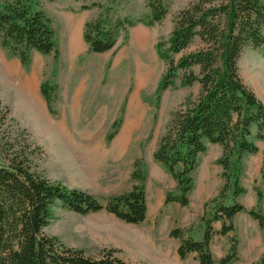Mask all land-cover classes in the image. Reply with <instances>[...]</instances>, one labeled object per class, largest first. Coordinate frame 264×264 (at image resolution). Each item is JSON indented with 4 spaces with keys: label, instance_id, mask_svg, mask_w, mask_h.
<instances>
[{
    "label": "rangeland",
    "instance_id": "rangeland-1",
    "mask_svg": "<svg viewBox=\"0 0 264 264\" xmlns=\"http://www.w3.org/2000/svg\"><path fill=\"white\" fill-rule=\"evenodd\" d=\"M40 1L41 8L52 20L58 54L35 53L30 64L24 66L18 57L0 46V63L13 64L21 78L35 73V93L40 99L44 83L54 87L52 112L44 99H39L42 109L39 106L38 111L55 132L30 112L23 92L14 86L12 79L4 76L0 67V100L14 121L2 124L0 134L9 128L16 136L29 138L39 146L35 160L37 169L52 182L89 193L102 205H106L111 196L126 193L138 185L146 193L149 208L147 221L133 225L106 211L81 215L57 204L52 209L53 218L45 233L94 258L100 257L104 250L115 249V256L127 264H198L196 254L182 260L177 253V259L173 261L158 256L157 244L165 246V253L171 250L174 258L179 241L170 238L173 229L187 230V235L193 233L196 237L207 204L202 208L200 199L210 195L212 198L207 202L211 201L224 185V180L219 182L222 172L215 170L222 149L208 144L207 152L199 157L197 173L193 174L196 189L190 213L178 204H166V196L177 193V184L153 158L175 109L188 96L196 97L201 88L198 83L184 86L181 74L172 86L165 90L160 88L167 64L160 55L158 43L168 39L174 18L192 0H172L161 24L138 23L128 28L126 34L121 33L116 48L102 54L91 52L83 40L85 23L95 19L101 9L83 10L82 7L99 4L103 10L110 11L112 18L138 20L148 13L145 0ZM197 47L198 43H195L190 50ZM181 57L182 54L175 56L176 60ZM195 70L198 72L197 68ZM239 73L244 84L264 103L263 47H249L244 51L239 60ZM115 121L117 125L113 129ZM112 133L114 136L109 140ZM251 156L255 155L246 154L244 168L242 162L238 164L241 168L238 179L243 187L253 191L259 187L263 194L264 183L260 186L253 183L259 178V160ZM215 157L217 159L212 160ZM210 160L214 180L207 190L203 174ZM137 165L143 175L142 181L132 179ZM2 166H6V160L0 154ZM251 194L252 191L248 192L244 203L241 202L246 208L252 204ZM210 208L211 205L208 210ZM253 208L256 207L247 209ZM221 227L222 224L216 226L213 223L216 234L210 250L214 264H220V260L231 252L233 241L237 244L238 257L233 264H256L264 253V229H260L258 222L249 215L241 216L234 221L235 230L227 236L218 234Z\"/></svg>",
    "mask_w": 264,
    "mask_h": 264
},
{
    "label": "trees",
    "instance_id": "trees-1",
    "mask_svg": "<svg viewBox=\"0 0 264 264\" xmlns=\"http://www.w3.org/2000/svg\"><path fill=\"white\" fill-rule=\"evenodd\" d=\"M145 2L148 13L138 20L112 18L110 11L103 10L99 4L83 6V10L101 9L83 28V40L89 50L97 54L110 52L128 28L138 23L161 24L172 0ZM173 24L168 39L158 43L160 55L167 64L160 88L172 86L179 74L184 86L198 83L201 88L196 97L188 96L175 109L153 158L177 184V193L168 194L165 202L187 207L195 188L193 174L199 166L200 155L207 151V144L222 148L217 163L223 169L224 185L217 197L205 205L201 217L202 238L195 239L180 228L170 232V237L179 241L177 253L182 260L196 254L198 264H214L210 250L216 234L214 222H222L218 234L227 236L235 230V216L247 213L264 229L262 191L256 188V208L248 210L237 201L246 194L238 179L241 170L238 164L245 154L257 153L256 141L264 140V103L244 84L239 73V60L244 51L249 47L264 48V3L261 0H192L176 15ZM195 43L198 47L190 50ZM0 46L18 57L24 66L30 64L35 53L58 54L56 32L40 0H0ZM180 54L182 57L176 60L175 56ZM53 90L47 83L40 89L51 112ZM9 114L0 100V128L2 124L14 122ZM116 125L115 121L112 128ZM113 136L114 133L109 140ZM39 150L29 138H20L9 128L0 134V154L6 160V166L0 167V264H127L115 256V249L102 251L98 258L86 256L44 230L57 204L81 215L106 211L127 224H142L148 209L144 189L134 185L130 191L111 196L102 205L89 193L68 189L43 176L35 163ZM261 173L264 178V160ZM132 179L143 180L138 165ZM229 191L233 202L225 204ZM230 250L220 264L237 261L235 241ZM256 264H264V253Z\"/></svg>",
    "mask_w": 264,
    "mask_h": 264
},
{
    "label": "crops",
    "instance_id": "crops-1",
    "mask_svg": "<svg viewBox=\"0 0 264 264\" xmlns=\"http://www.w3.org/2000/svg\"><path fill=\"white\" fill-rule=\"evenodd\" d=\"M107 53V52H106ZM41 55V54H40ZM36 92H37V90H36ZM37 96L39 97V94H37ZM42 96V95H41ZM40 96V97H41ZM40 99V98H39ZM41 99L43 100L44 98H43V96L41 97ZM41 99H40V101H41ZM44 102H46L45 101V99H44ZM47 104V103H46ZM41 109H42V106H41ZM43 111V110H42ZM45 114V113H44ZM210 145H212V144H210ZM256 145H257V147H258V152L257 153H255V154H249V155H255V156H251L253 159H257V160H259L258 161V170H259V178L257 179V181L256 182H253L254 183V186H260V183L261 182H263L264 183V178L262 177V173H261V171H262V167H263V160H264V148H263V145H264V140H259V141H256ZM213 146H217L218 148H221L219 145H213ZM222 149V148H221ZM207 150H208V144H207ZM207 152V151H206ZM205 152V153H206ZM208 153H210V152H208ZM222 155V154H221ZM201 156V155H200ZM221 157V156H220ZM219 157V158H220ZM246 157V154L242 157V159H241V162H242V168H244V166H243V162H245V158ZM218 158V159H219ZM215 159H217V157H215V158H213L212 160H215ZM218 159H217V161H218ZM212 160H210V161H208L207 162V166H206V168H205V173L203 174V175H205V178H206V181H204V185H206V183L205 182H207V186H206V189L208 190V189H210L211 188V184H212V182H213V180H214V178H212V174H211V163H212ZM218 164V163H217ZM199 167V166H198ZM198 169V168H197ZM216 171L218 170V171H220V172H222L223 173V169H222V167L218 164V167H217V169H215ZM168 173V172H167ZM196 173H197V170H196ZM222 173H221V175H222ZM243 173H245V175H246V171H245V169H244V171H243ZM260 175H261V177H260ZM223 177H222V179H220V181L219 182H223ZM218 181V180H217ZM242 185V184H241ZM245 188V187H244ZM256 188H259V187H256ZM195 189H196V183H195V188H194V190L191 192V194L189 195V199H190V203H189V208H187V207H183V208H185V209H189V213L191 212V208H192V197H193V193H194V191H195ZM246 189V194L245 195H243V196H241L240 198H238L237 199V201L238 202H242V203H244V200H245V197L248 195V192H250V191H252V194H251V197H252V204L250 205V207H247V208H252L253 206L254 207H256L257 206V201H258V199H257V193H256V189L253 191L252 190V188L249 190V189H247V188H245ZM262 190V189H261ZM210 191V190H209ZM263 195H264V192H263ZM210 198H212L210 195L209 196H207V197H205L204 196V199L202 198V199H200V202H199V205L202 203L203 205H202V208H203V206H204V204H206L207 203V201L210 199ZM263 201H264V196H263ZM225 204H230V203H232L233 202V197H232V191H229L227 194H226V198H225ZM167 204V203H166ZM168 204H171V203H168ZM174 204H177V203H174ZM179 205V204H178ZM264 206V202L262 203V208H264L263 207ZM147 207H148V205H147ZM246 207V206H245ZM147 211L149 212V208L147 209ZM247 213H241V214H238V215H236L235 216V218H234V221L237 219V218H240L241 216L243 217V218H246L247 217ZM250 217V216H249ZM251 218V217H250ZM147 219H148V216H147ZM147 219H146V221H147ZM252 219V218H251ZM253 220V219H252ZM145 221V222H146ZM234 221H233V223H234ZM255 221V220H254ZM144 222V223H145ZM215 224H216V226H221V224H222V222H220V221H217V222H214ZM143 224V223H142ZM189 235V234H188ZM190 236H194L193 235V233H191V235ZM202 236H203V227H202V224L200 225V227H199V229H198V231H197V235H196V237L194 236V238L195 239H200V238H202ZM171 238V237H170ZM172 239H174V238H172ZM176 240V239H175ZM177 241V240H176ZM172 242H175L174 240L172 241ZM168 243H171V242H168ZM156 244V243H155ZM158 246H156L155 245V247H158V249H157V251L156 252H158V256H161V257H163V258H165V259H167V260H169V261H173V260H176L177 259V252L176 253H174L175 254V256H174V258L172 257V251L170 250V253L168 252V253H165L164 252V250H163V248L165 247L162 243H158L157 244ZM179 256V255H178ZM180 258V257H179Z\"/></svg>",
    "mask_w": 264,
    "mask_h": 264
},
{
    "label": "bare ground",
    "instance_id": "bare-ground-1",
    "mask_svg": "<svg viewBox=\"0 0 264 264\" xmlns=\"http://www.w3.org/2000/svg\"><path fill=\"white\" fill-rule=\"evenodd\" d=\"M0 64H1L0 67L3 70L2 72L4 76H6L8 79H12L14 86L23 92L25 96L24 99H25L26 105L28 109L30 110V112H33L35 117L37 118L39 117L42 123H45L46 125H48L46 127L49 130L54 131V128H51L52 125L49 123V121L43 115H41L38 111V107L39 106L41 107V102L39 101V98L37 97V94L35 93L36 74L33 73L30 77L21 78V76H17V72L13 64H5L3 62H1Z\"/></svg>",
    "mask_w": 264,
    "mask_h": 264
}]
</instances>
